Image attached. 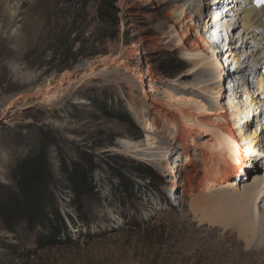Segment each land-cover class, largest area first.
Masks as SVG:
<instances>
[{
	"label": "rangeland",
	"instance_id": "obj_1",
	"mask_svg": "<svg viewBox=\"0 0 264 264\" xmlns=\"http://www.w3.org/2000/svg\"><path fill=\"white\" fill-rule=\"evenodd\" d=\"M231 3L0 0V193L14 187L16 166L26 157L44 155L52 171L40 188L43 211L30 232L19 221L13 222V230L7 229L0 218V264H264L262 255L258 258L238 239L242 224L254 223L252 212L224 233L201 225L190 208L208 195L231 190L240 195L246 191L243 196L255 194L264 184V168L246 169V175L239 176V191L222 184L225 192L207 185L190 192L188 188L196 189L202 175L199 154L212 155L207 167L213 168L224 150L216 140L213 146L214 140L208 142L209 127L201 123L216 117L193 112L194 117L185 118L193 124L182 121L185 129H180L179 106L170 99H198L215 111V102L225 101L231 86L236 106L249 97L258 99L255 117L243 124L228 123L233 133L241 131L242 144L256 143L264 150L260 98L264 91L258 89L262 56L254 48L259 45L248 37L249 27L246 30L243 20L234 16ZM181 10L186 11L185 20L179 18ZM173 21L181 28L191 26L187 48L192 42L202 45L193 32L199 28L207 53L214 51L219 61H225L219 69L222 82L217 84L206 68L194 69L196 60L187 59L186 50L175 43L178 29ZM219 84L222 90L216 100ZM143 96L156 107L149 108L146 122L139 107ZM229 113L225 112L227 118ZM183 131L191 132L187 141L193 137L204 149L184 150L179 141ZM147 133L154 138L152 150L125 152L121 141L140 143ZM222 133L219 136L235 138L226 130ZM151 153L165 157L154 161ZM83 157L92 167L93 189L81 199L79 210L62 169ZM189 157L195 161L188 163ZM171 163L173 172L164 169ZM134 165L148 167L154 176L138 174L131 169ZM262 210L264 201L257 204L258 217L264 218ZM53 211L69 237L52 247L38 245L37 234L47 230L39 220L45 213L51 217ZM262 224V231L246 238L251 248L264 239ZM235 241L238 246L232 245Z\"/></svg>",
	"mask_w": 264,
	"mask_h": 264
},
{
	"label": "bare ground",
	"instance_id": "obj_2",
	"mask_svg": "<svg viewBox=\"0 0 264 264\" xmlns=\"http://www.w3.org/2000/svg\"><path fill=\"white\" fill-rule=\"evenodd\" d=\"M231 5H233V12L234 16L241 18L243 20V26L246 28V30H250V34L248 35L249 38H253V41H256L255 44H258L259 46H255L254 48L259 52L262 56L260 60H262L261 69L262 72L260 74V79L258 82V89L260 92L264 91V0H232ZM165 16H170V13H166ZM180 19H186V11L181 10L179 13ZM173 27H176L178 29V32L175 37V43L179 47L184 48L185 54L184 56L189 60H196L194 61L193 67L194 69L198 68H206L209 71H211L214 75V78L216 79V82H222V76H219V69L220 63L223 61H219L218 58L215 56V52L211 51V54L209 55L207 53L208 46L205 43V40L201 38L200 33H197L199 31V28H196L193 32H196L194 36H198L200 38V42L202 43L201 46L197 45L196 43L192 42L190 45V48H187V44H185V41L190 38L191 32L189 29L191 26L181 28V23H177L173 21ZM181 28V29H180ZM180 30V31H179ZM210 37L213 38V36L210 35ZM194 40V39H192ZM191 40V41H192ZM217 41V40H216ZM213 42L218 44L217 42ZM211 43V42H210ZM208 44V42H207ZM251 48V49H254ZM193 49L198 50L196 53H193ZM256 53V54H257ZM225 61H223V64ZM242 74H245L246 72H241ZM234 85V84H233ZM220 86V87H219ZM216 88L215 99L219 100V95L221 93V84ZM228 90V98L225 101H217L215 102L216 110L207 107L205 104H201V102L196 99L192 98H172L174 99L179 108L178 113L180 115L179 120H177V126L180 129H185L183 125H181L182 121H188L189 124L192 125L193 121L185 120V118H190L191 116L194 117L193 112L195 113H204L201 117H216L214 120H211V118L207 119V121H201L203 125H207L209 127V135L211 138L208 139V142H212V146L217 141L219 145L223 148V153L217 154L216 162L213 163V168L207 167L208 164H211V157L206 156L204 153L199 154L200 159H196L198 156H196V160H200L202 164V175L200 176V179L197 183L196 189L192 188L191 186L188 188L190 192L199 191L201 187L207 188L208 187H219L224 190L222 184H226V186H230L239 191V176L241 178L246 175V169H257L258 167L264 168V150L261 149V147L256 143H249L247 145L242 144L245 142V139H242L241 131L234 132L233 128L230 127V124L228 121L237 120L243 124L248 118L255 117L254 114L259 112V109H255L259 107L260 101L258 102V99L253 100L251 97L248 99L246 98L244 101H241L237 104V99L233 97V88L232 86L227 88ZM235 95V94H234ZM258 97V96H257ZM145 96L142 97L140 101V109H141V117L146 122L147 115L146 113L149 111V108L156 109L154 106H150L149 103L146 101ZM260 98L264 100V94L262 93L260 95ZM171 103V102H170ZM189 106H192L190 108ZM185 107H189L187 111L184 110ZM225 112H230L228 118L225 116ZM261 112V111H260ZM239 114V115H238ZM243 115V116H242ZM200 116V115H198ZM258 119H255L254 122H257ZM261 123V122H260ZM259 123V124H260ZM189 125V126H190ZM225 127H222L224 126ZM264 125V124H263ZM197 128V125H195ZM194 126V127H195ZM182 127V128H181ZM192 127L193 129H196ZM191 128V127H190ZM189 128V129H190ZM199 128V126H198ZM188 129V130H189ZM201 129V128H199ZM192 130V129H191ZM225 130L227 131L228 135L233 137L235 135L234 139L226 138L225 136H219L218 133L223 132L225 133ZM254 136L252 139H256L257 131H253ZM222 133V135H223ZM184 135V137H183ZM182 137L179 138V141L181 143V146L184 150H187L191 148L192 146L195 147H202L201 149H204L203 143H198L196 140L191 137L188 141V136L191 135V132L183 131ZM249 139V138H248ZM216 140V141H215ZM251 140V138H250ZM154 138L150 134H146L145 140L142 142H133V141H121V145L125 149V152L127 153H137L139 151L144 150H152L154 147ZM187 144V145H186ZM200 144V145H199ZM208 144V143H205ZM218 147L220 148V146ZM144 146H147V149H144ZM200 149V150H201ZM155 150V149H154ZM205 155V156H204ZM151 160L159 161L160 158L163 156L165 157V153L162 156H156L154 154H150ZM195 156V155H194ZM158 157V158H157ZM160 157V158H159ZM258 158V159H257ZM257 159L256 163H254V160ZM194 157L188 158V163L193 161ZM195 161V160H194ZM175 166H178L175 164ZM187 166V164L185 165ZM175 169L173 164L166 165L164 167L165 170H169V172H173L171 170ZM208 168V169H207ZM178 173V172H176ZM214 175V176H212ZM232 180H229V178H233ZM228 181V182H227ZM187 183V182H186ZM187 185V184H186ZM242 195L237 194L233 192L232 190L228 192L227 194H221V195H215L206 197L205 199H199L197 202H194L192 204L191 213L197 218L198 222L202 224H208L211 227H216L224 231L226 233L229 230H234L237 226V223L239 220L244 219L246 214L252 212L254 225L251 223V221H247V223L242 224V228L239 229L238 232V239L242 238L245 243V248L250 250H255V255L259 258V256H263L264 260V239H261L258 241L254 246V248H251V243L246 240L248 235L252 236L254 234V231L260 232L262 231L264 218L258 217L257 213V204L261 201H264V184L261 186V188L254 192L255 194H250L247 196H243L244 192L242 191ZM263 211V210H262ZM264 213V211H263ZM264 215V214H262ZM250 217V216H249ZM253 232V233H252ZM234 241V240H233ZM241 244V243H240ZM234 246H238L239 243L237 241L232 244ZM237 250V249H236ZM252 251H249V253ZM247 254V253H246ZM248 255V254H247ZM254 255V256H255ZM253 256V255H252ZM246 262V261H245Z\"/></svg>",
	"mask_w": 264,
	"mask_h": 264
},
{
	"label": "trees",
	"instance_id": "obj_3",
	"mask_svg": "<svg viewBox=\"0 0 264 264\" xmlns=\"http://www.w3.org/2000/svg\"><path fill=\"white\" fill-rule=\"evenodd\" d=\"M113 4L114 1L110 7L114 11ZM160 72L166 74L163 68ZM88 161L87 157H83L81 162L72 161L69 164H63L62 169L79 210L81 199L92 193L93 189L90 176L92 167ZM123 162L128 161L123 159ZM131 169L138 174L154 176L148 167L134 165ZM51 175L50 163L44 155L26 157L18 163L14 176V187H6L0 193V218L7 229L13 230V222L19 221L29 228V232L32 230L33 224L38 222L40 211H43L40 205V188L47 177H52ZM122 182L126 192H129V184L125 182V179ZM39 221V225L47 230L37 234L38 245L52 247L59 245L63 242L62 240L69 237V231L56 211H53L51 217L46 213L43 214Z\"/></svg>",
	"mask_w": 264,
	"mask_h": 264
},
{
	"label": "snow or ice",
	"instance_id": "obj_4",
	"mask_svg": "<svg viewBox=\"0 0 264 264\" xmlns=\"http://www.w3.org/2000/svg\"><path fill=\"white\" fill-rule=\"evenodd\" d=\"M258 2H259V0H258Z\"/></svg>",
	"mask_w": 264,
	"mask_h": 264
}]
</instances>
